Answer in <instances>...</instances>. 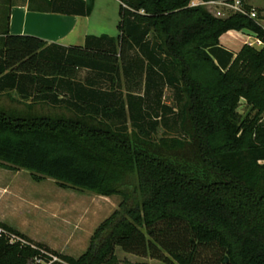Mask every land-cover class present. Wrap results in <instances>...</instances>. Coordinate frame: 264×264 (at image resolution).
<instances>
[{"label":"trees","instance_id":"16d2710c","mask_svg":"<svg viewBox=\"0 0 264 264\" xmlns=\"http://www.w3.org/2000/svg\"><path fill=\"white\" fill-rule=\"evenodd\" d=\"M92 2L81 1L79 13L89 14ZM190 2L120 0L116 36L63 46L10 34L13 0H0V95L30 99L24 111L0 106V168L121 196L78 257L1 223L56 255L53 264H119L117 247L168 264H264V28ZM241 29L262 47L244 44L234 54L219 44ZM167 87L175 105L163 101ZM240 99L251 118L240 120ZM43 104L60 112L34 111ZM38 254L0 239V264Z\"/></svg>","mask_w":264,"mask_h":264},{"label":"crops","instance_id":"0c3cea01","mask_svg":"<svg viewBox=\"0 0 264 264\" xmlns=\"http://www.w3.org/2000/svg\"><path fill=\"white\" fill-rule=\"evenodd\" d=\"M81 1L87 2V0H13L9 10L8 31L13 35L38 37L46 44L55 43L63 46H82L87 36H116L119 33L117 24L120 0H93L89 14L79 13L84 6ZM244 2L245 5L255 9L256 21L264 28V2L260 0H244ZM51 4L55 7L63 6L66 10L56 12L52 10ZM255 38L256 36L247 29L228 30L219 36L218 41L222 47L235 54L242 45L249 44ZM26 101L29 102L30 99ZM50 185L53 186V182L50 181ZM10 189L7 186L0 188V197L2 194H7ZM53 189L57 188L54 186ZM3 211H0V223L16 229L34 242L73 257H78L86 250L94 229L100 223L90 231L83 232L80 230L82 227L80 218L69 216L70 213L64 212L62 205L40 204L37 201L32 202L28 197H21L20 204L17 203L13 210L17 215L22 214L21 220L25 221L23 226L12 224ZM32 211L39 212L42 216L41 220L38 221ZM27 226L34 229L30 230ZM36 228H39L38 232L35 231ZM76 246L84 249L78 256H74L71 252L72 247ZM117 248L115 255L119 264H129L134 260H143L146 264L159 261L126 253L121 249V253H118ZM138 262L135 261L134 264Z\"/></svg>","mask_w":264,"mask_h":264},{"label":"rangeland","instance_id":"374dc122","mask_svg":"<svg viewBox=\"0 0 264 264\" xmlns=\"http://www.w3.org/2000/svg\"><path fill=\"white\" fill-rule=\"evenodd\" d=\"M264 2V0H260ZM209 13H214V8L210 5L202 6ZM224 16L227 17L231 12L223 9ZM1 7H0V20H1ZM85 71L80 72V78L85 76ZM163 101L169 105L176 104V92L167 87L163 90ZM27 101H22L15 92H9L0 95V106L4 107L6 110L13 111H24L27 109ZM34 111H38L43 114H56L60 112L54 110L47 105H37ZM237 114L240 120L245 117L251 118L253 112L250 110L249 104H247L245 99H240L237 106ZM259 123L264 125V113L258 118ZM165 134L163 127H158L157 137H161ZM177 135L176 133H168ZM50 181L53 182V186L50 185ZM7 186L10 187V191L7 194H2L0 197V211H5L10 222L16 226L24 225L25 221L21 220L22 214L13 212L15 205L20 204V198L28 197L31 198L32 202L37 201L40 204H50V205H62L64 207V212L70 213L69 216L79 217L82 221V227L80 230L83 232L90 231L95 225L108 217L114 209L117 208L119 202L121 201L120 195H109L102 196L94 194L89 191H76L71 189H63L58 187L52 179L47 178L41 182H35L31 179L30 174L27 170L21 169L18 171H11L0 168V188ZM57 189L54 190L53 187ZM7 192V190H6ZM29 203L28 201H26ZM3 211V212H4ZM34 211V210H33ZM31 212L36 216L37 220H41V214ZM30 212V210H28ZM67 213V214H68ZM37 214V215H36ZM30 230L34 229L31 226H27ZM39 228H36L38 232ZM81 233V236L83 235ZM83 239V238H82ZM83 247H72V254L78 256L84 250ZM118 253H121L120 248ZM135 261H139L137 264H146L143 260L130 261L129 264H134ZM154 264H168L162 261L154 262Z\"/></svg>","mask_w":264,"mask_h":264},{"label":"built area","instance_id":"2783aa9c","mask_svg":"<svg viewBox=\"0 0 264 264\" xmlns=\"http://www.w3.org/2000/svg\"><path fill=\"white\" fill-rule=\"evenodd\" d=\"M197 5L212 6L214 8V13H212V15L215 17L224 16L223 9L228 10L229 12H238L245 14L253 19H256L257 17V12L255 11V9L245 8L244 0H216V1L191 0L190 6H197ZM249 45L255 48H260L262 47L263 43L260 39L256 37L253 41L249 42ZM0 239L6 240L8 244L19 243L20 245H29L30 247L37 249L39 251V254L28 260L26 264H53L56 261H60L56 255L48 251H45L44 249H38L33 244L29 243L27 240L8 231L1 223H0Z\"/></svg>","mask_w":264,"mask_h":264}]
</instances>
